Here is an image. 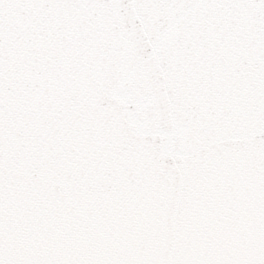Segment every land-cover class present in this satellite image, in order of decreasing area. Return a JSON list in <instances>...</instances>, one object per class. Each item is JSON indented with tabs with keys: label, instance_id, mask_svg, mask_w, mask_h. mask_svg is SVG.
Returning a JSON list of instances; mask_svg holds the SVG:
<instances>
[{
	"label": "snow or ice",
	"instance_id": "1",
	"mask_svg": "<svg viewBox=\"0 0 264 264\" xmlns=\"http://www.w3.org/2000/svg\"><path fill=\"white\" fill-rule=\"evenodd\" d=\"M0 264H264V0H0Z\"/></svg>",
	"mask_w": 264,
	"mask_h": 264
}]
</instances>
